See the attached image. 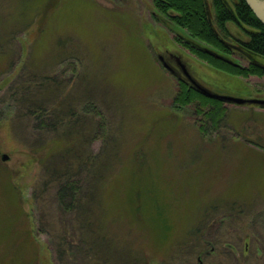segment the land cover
Listing matches in <instances>:
<instances>
[{
  "label": "rangeland",
  "instance_id": "374dc122",
  "mask_svg": "<svg viewBox=\"0 0 264 264\" xmlns=\"http://www.w3.org/2000/svg\"><path fill=\"white\" fill-rule=\"evenodd\" d=\"M254 3L264 13V0ZM167 20L153 0H0V264H264V107L190 86L226 107L213 129L173 101L181 77L190 85L176 58L221 94L264 98V77L210 67ZM29 74L61 81L72 103L103 114L107 133L85 146L103 158L99 236L57 206L32 150L52 134L9 96Z\"/></svg>",
  "mask_w": 264,
  "mask_h": 264
},
{
  "label": "trees",
  "instance_id": "16d2710c",
  "mask_svg": "<svg viewBox=\"0 0 264 264\" xmlns=\"http://www.w3.org/2000/svg\"><path fill=\"white\" fill-rule=\"evenodd\" d=\"M153 4L169 23L187 33L186 37L174 35L175 40L210 67L230 76L264 77V63L259 60L264 59V24L245 0H153ZM228 22L241 28L246 39L235 36ZM234 54L245 57L247 62L236 61ZM13 84L9 96L14 97V105L23 110L33 127L52 134L36 146L38 150H32L37 151L38 160L42 156L47 164L57 206L80 216L81 227L99 236L102 224L94 208V197L99 189L103 158L87 148L100 129V138L107 133L103 114L95 104L89 108V101L82 105L72 103L65 94L66 85L49 75L39 80L34 74L25 75ZM178 86L173 101L194 107V111L206 117L210 128L220 125L226 111L222 102L200 94L185 81H178ZM143 264H150L147 257Z\"/></svg>",
  "mask_w": 264,
  "mask_h": 264
},
{
  "label": "water",
  "instance_id": "95a60500",
  "mask_svg": "<svg viewBox=\"0 0 264 264\" xmlns=\"http://www.w3.org/2000/svg\"><path fill=\"white\" fill-rule=\"evenodd\" d=\"M250 9L255 13V15L262 21L264 24V13L261 11L260 7L254 3V0H245ZM257 5V6H256ZM159 59L162 61L163 65L169 70L172 71L174 74H178L173 66H171L169 63H167L161 55L158 56ZM179 68L181 69L182 73L184 76L189 79L190 81V86L193 88H196V90L200 91L204 95H207L212 98H216L225 102H231L235 104H252V105H258L261 107H264V98H243V97H238V96H233V95H228V94H221L217 93L213 90H210L206 86L200 84L198 81H196V78H192L190 73L187 71L185 68L184 63L177 64ZM8 158V155L6 153L1 154V159L6 160Z\"/></svg>",
  "mask_w": 264,
  "mask_h": 264
},
{
  "label": "flooded vegetation",
  "instance_id": "af4514ba",
  "mask_svg": "<svg viewBox=\"0 0 264 264\" xmlns=\"http://www.w3.org/2000/svg\"><path fill=\"white\" fill-rule=\"evenodd\" d=\"M176 63L180 64L181 62L176 58ZM183 81L187 82L186 79L184 77H181Z\"/></svg>",
  "mask_w": 264,
  "mask_h": 264
},
{
  "label": "bare ground",
  "instance_id": "6f19581e",
  "mask_svg": "<svg viewBox=\"0 0 264 264\" xmlns=\"http://www.w3.org/2000/svg\"><path fill=\"white\" fill-rule=\"evenodd\" d=\"M256 6H257V5H256ZM258 6L260 7V5H258ZM262 9H263V8L261 7V11H262Z\"/></svg>",
  "mask_w": 264,
  "mask_h": 264
}]
</instances>
